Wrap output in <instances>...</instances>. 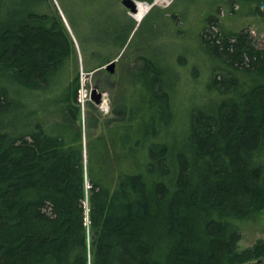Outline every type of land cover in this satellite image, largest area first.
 Here are the masks:
<instances>
[{
	"label": "trees",
	"instance_id": "16d2710c",
	"mask_svg": "<svg viewBox=\"0 0 264 264\" xmlns=\"http://www.w3.org/2000/svg\"><path fill=\"white\" fill-rule=\"evenodd\" d=\"M7 1L0 264H264V239L239 249V222L264 212V49L251 31L205 28L202 44L217 63L211 88L222 100L194 111L184 128L175 56L164 66L138 48L117 75L104 131L94 135V117L82 142L70 86L55 98L64 103L56 118L49 109L68 53L64 29L35 12L37 0H11L9 9ZM240 1L264 19V0Z\"/></svg>",
	"mask_w": 264,
	"mask_h": 264
},
{
	"label": "rangeland",
	"instance_id": "374dc122",
	"mask_svg": "<svg viewBox=\"0 0 264 264\" xmlns=\"http://www.w3.org/2000/svg\"><path fill=\"white\" fill-rule=\"evenodd\" d=\"M134 1L150 5L155 2ZM37 3L35 12L52 16L49 24L53 23L52 19L58 20L59 29H64L68 41L63 71L58 73L49 109L56 118L57 108L59 110L64 103H55V98L64 96L70 86L71 101L75 104L76 100L80 110L78 125L82 129V142H88L90 119L95 117L99 122L93 130L94 135L104 131L102 120L112 117V94L119 82L117 75L132 64L138 48L143 53L156 55L164 66L168 55L175 56L172 63L179 68L180 79L174 106L176 126L181 128L189 126L194 111L222 100L211 88V75L217 63L202 44L205 28L227 36L248 29L257 46L264 49V19L252 13L253 5L243 4L240 0H167L166 4H157L150 10L141 26L123 6L122 0H37ZM11 4V0L7 1L8 9ZM212 17L217 20L216 26L209 25ZM114 60L117 62L114 73L103 71L102 68ZM101 81L112 86L103 89L99 86ZM97 85L108 94L107 112L89 98L91 88ZM81 88L86 89L88 95L84 104L79 102ZM86 207L88 217V203ZM87 224L89 226L90 221ZM239 226L242 234L239 249H248L264 239V212L252 214L240 221Z\"/></svg>",
	"mask_w": 264,
	"mask_h": 264
},
{
	"label": "water",
	"instance_id": "95a60500",
	"mask_svg": "<svg viewBox=\"0 0 264 264\" xmlns=\"http://www.w3.org/2000/svg\"><path fill=\"white\" fill-rule=\"evenodd\" d=\"M122 4L125 8H127L131 14H135L137 11V2L134 0H122ZM156 4V2H155ZM117 62L116 60L108 63L104 68L109 70L111 73H114L116 68ZM92 100L95 102L96 105H99L102 100V93L98 90V87L95 86L92 92Z\"/></svg>",
	"mask_w": 264,
	"mask_h": 264
},
{
	"label": "bare ground",
	"instance_id": "6f19581e",
	"mask_svg": "<svg viewBox=\"0 0 264 264\" xmlns=\"http://www.w3.org/2000/svg\"><path fill=\"white\" fill-rule=\"evenodd\" d=\"M144 1V0H143ZM167 0H157V4L158 5H163L166 4ZM156 4V5H157ZM166 6V5H165ZM152 9V6L150 4H145V3H138L137 4V11L135 14V19L137 20V22H141L146 15L150 12V10ZM150 15V14H149ZM55 20V19H54ZM53 27V26H52ZM137 33V32H136ZM116 36V35H115ZM76 41V40H75ZM90 87V86H89ZM114 87V86H113ZM52 103V102H51ZM76 105V104H75ZM51 106V105H49ZM75 108V107H74ZM104 114V113H103ZM252 263V262H251Z\"/></svg>",
	"mask_w": 264,
	"mask_h": 264
},
{
	"label": "built area",
	"instance_id": "2783aa9c",
	"mask_svg": "<svg viewBox=\"0 0 264 264\" xmlns=\"http://www.w3.org/2000/svg\"><path fill=\"white\" fill-rule=\"evenodd\" d=\"M91 89H92V88H91ZM86 93H87V92H86V89L83 90V89L81 88V91H80V97H79V102H80L81 104H84L86 98L88 97V95H87ZM90 95H91V93H89V98H90ZM77 104H78V102H77ZM101 107H102V109H108V108H107V107H108V98H107L106 95H104V100H103V103H102Z\"/></svg>",
	"mask_w": 264,
	"mask_h": 264
}]
</instances>
